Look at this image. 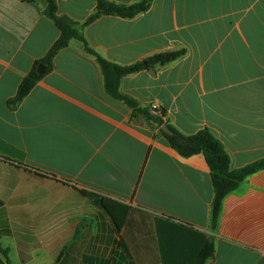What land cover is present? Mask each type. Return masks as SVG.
Masks as SVG:
<instances>
[{"label": "crops", "instance_id": "0c3cea01", "mask_svg": "<svg viewBox=\"0 0 264 264\" xmlns=\"http://www.w3.org/2000/svg\"><path fill=\"white\" fill-rule=\"evenodd\" d=\"M97 1L59 0L58 14L83 23ZM46 7L0 0V264H197L211 235L206 264H264V168L224 197L213 230L205 155L183 156L160 133L208 127L234 168L264 157V0H153L83 28L92 49L124 65L185 49L121 81L154 117L165 110L162 125L106 91L78 38L9 103L61 35ZM81 190L127 205L121 230Z\"/></svg>", "mask_w": 264, "mask_h": 264}, {"label": "trees", "instance_id": "16d2710c", "mask_svg": "<svg viewBox=\"0 0 264 264\" xmlns=\"http://www.w3.org/2000/svg\"><path fill=\"white\" fill-rule=\"evenodd\" d=\"M58 2L59 0H47V7L44 12L56 23L61 31V35L52 45L47 55L35 63V66L29 74L23 78L18 87L16 96L10 99L9 103L15 105L21 101L31 91L37 81L54 67V59L57 53L62 48L68 46L72 38H78L83 42L84 49L96 56L104 75L106 91L111 96L127 103L133 108L134 112L139 111L158 121L160 125L164 124L165 121L162 116H164L165 110L161 111V118L154 117L150 114L148 109L141 108L134 97L121 91V81L123 77L128 74L146 68H152L157 65L162 66L176 60L185 54V49L157 52L143 61L124 65L110 61L97 53L90 47L83 34V28L102 15H118L123 18H133L147 11L151 7L153 0H138L131 4H123L111 0H98L95 10L83 23H79L67 15H59ZM40 63L45 64L47 67L46 71L43 73L37 71ZM160 133L167 139L170 145L183 156H191L197 153H203L205 155L210 167L211 179L215 192L211 210V227L214 230L217 225L224 197L237 188L248 175L259 169H263L264 157L245 166L234 168L232 166L231 157L224 144L208 127L193 134H184L174 126L166 123L165 128L161 129ZM81 193L103 208L111 216L117 229L121 230L129 212V207L127 205L92 191L81 190ZM2 205L3 201L0 199V206ZM215 248V237L211 235L200 251L197 264H206L209 259L214 257ZM3 251L7 253L6 250Z\"/></svg>", "mask_w": 264, "mask_h": 264}, {"label": "water", "instance_id": "95a60500", "mask_svg": "<svg viewBox=\"0 0 264 264\" xmlns=\"http://www.w3.org/2000/svg\"><path fill=\"white\" fill-rule=\"evenodd\" d=\"M45 69H46V66L44 64H40L37 71L39 73H43L45 71Z\"/></svg>", "mask_w": 264, "mask_h": 264}, {"label": "rangeland", "instance_id": "374dc122", "mask_svg": "<svg viewBox=\"0 0 264 264\" xmlns=\"http://www.w3.org/2000/svg\"><path fill=\"white\" fill-rule=\"evenodd\" d=\"M152 109H154V106L152 107ZM143 117H145L144 115H142ZM147 117H145V119H146ZM147 120V119H146ZM148 121V120H147Z\"/></svg>", "mask_w": 264, "mask_h": 264}]
</instances>
